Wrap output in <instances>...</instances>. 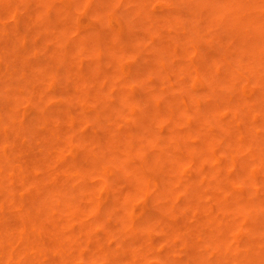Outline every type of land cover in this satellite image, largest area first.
Wrapping results in <instances>:
<instances>
[{"label": "rangeland", "instance_id": "rangeland-1", "mask_svg": "<svg viewBox=\"0 0 264 264\" xmlns=\"http://www.w3.org/2000/svg\"><path fill=\"white\" fill-rule=\"evenodd\" d=\"M236 1L0 0V114H13L0 130L25 121L18 147L1 143L21 166L0 185V224L21 218L14 193H42L36 204L56 209L43 218L45 255L15 246L11 264H124L113 256L121 249L145 251L146 264H264V0ZM95 25L109 32L96 56ZM62 38L69 55L59 60ZM156 100L175 116L153 118ZM40 101L60 117L70 157L88 168L100 158L106 179L73 165L41 179L36 160L54 143ZM132 102L145 118L127 122ZM199 132L215 140L203 152ZM243 162L256 179H240ZM128 217L154 225L149 240Z\"/></svg>", "mask_w": 264, "mask_h": 264}, {"label": "bare ground", "instance_id": "bare-ground-1", "mask_svg": "<svg viewBox=\"0 0 264 264\" xmlns=\"http://www.w3.org/2000/svg\"><path fill=\"white\" fill-rule=\"evenodd\" d=\"M4 1H6V3H8L11 1L13 2L14 0H4ZM238 1L241 5L242 4L240 2L241 0H237L236 2H238ZM245 2L246 1H244L243 3H245ZM232 6L233 7L235 6L234 3L232 4ZM102 27L100 28V26L97 27L95 25L94 30H92V33H90V35H89L93 39V41H91L92 42L91 45L93 46L91 53L95 56L97 54H99L98 48L100 47L101 38H104V37H106V35H109V32H107V29L105 30V28L104 27L102 28ZM64 39L65 38H62L61 49H58L60 51L57 50L60 53V54H58L59 60H64L69 55V48L68 47H70V45L67 46L69 43H66L67 41ZM65 43H66V45H65ZM87 43L89 44V42H87ZM91 45H90V47H91ZM38 68L40 70L42 69V67H38ZM43 68H44L43 73H47L48 67L43 66ZM83 69H84V67L82 68V66H80L79 67V73H83L84 72ZM38 80H41V77H38ZM38 83L42 84L43 82L41 83V81H39ZM116 92H117V90H114L111 92V94H116ZM124 93H125V91L121 92V95H124ZM159 102H160L159 100L155 101V103L158 107V110L155 111V116H153V118L159 119L162 122L164 120L170 119L173 116H175V114H171V115L163 114L160 111L161 109H160V103ZM251 105L257 106V103L254 105L251 103ZM38 107L41 110L40 118L47 125L46 126V129L48 130L47 136H48V138L52 139L53 143H54L52 146H50V147L48 146L46 156H44L40 159L37 157L39 160L38 161L36 160V162L38 164V165H36V168L38 167V169L42 168L45 170V176H44V178H41V179H53V181L56 182L57 179H61L60 172L63 170H66L68 168H72V165L80 171V174H83L85 176H91V177L99 176L100 179H106L105 175H106L107 170H105L102 166H100V164L102 162L100 158L98 159V157H96V163L93 165L92 168H88L82 164L81 158H78V157L71 158L70 157V153H69L68 149H69V146H70L72 140L70 137L63 139L64 136H62V135H63L64 130L62 128V122L60 121V117H58L57 114H56V117H58V118L48 114L49 112H51V106H49L48 104H46L44 102L40 101ZM58 108H62V109H60V111H62L64 114H66L70 117L73 116L68 111V109H65L63 107H58ZM176 113L178 114L179 112H176ZM182 114L183 113L181 111L180 115L178 114L177 117H179V116L182 117L181 116ZM7 115H9V114L6 112L3 116H7ZM12 115L13 114H10L9 116H12ZM144 115H146V114H144ZM144 115L138 109V105L135 106V104L132 102L131 103L130 117H129L130 119L127 120V122H129L130 120L131 121L132 120H142L143 117L144 118L146 117ZM3 116H2V114H0V127H2L4 125ZM14 116L16 118H19L18 114H14ZM110 116H112V115H110ZM70 117H67V119H69ZM186 117L190 121L196 120L195 118L193 119V117H189V116H186ZM24 124H25V121L20 120V126L14 128L10 133H3L0 130V185H1L3 180L11 179L10 174H9V172L11 170L21 166V165L15 164V160H16L17 156L14 155L12 152H8L1 143L2 142H12L14 147H18V141H16L14 135L16 133L22 132L21 129H23ZM235 124H237V121ZM238 124H239V122H238ZM124 132L125 131L122 128H119L117 130L118 136L122 135ZM199 134H200V132L198 133V136H199ZM199 139H200V141H203L204 145H205V147L201 148L202 152L205 151V148L209 147V145L213 146L214 142H215V140L207 134L202 138L199 136ZM3 140H6V141H3ZM119 149H120V147H119ZM117 150L118 149L116 147L114 149V151L117 152ZM28 152H30V151H28ZM241 164L243 166L242 167L243 170H242V175L240 173V175L242 176V178H240V179H252V177L254 179H256L254 176H252V177L250 176V172H249L247 164L245 162L240 163V165ZM237 165L238 164L233 163L232 167L236 168ZM57 166H58V168H57ZM135 172L138 175L139 179H146V177L148 176V173H147L146 169L144 168L143 163H141V165L135 169ZM19 179H24V178L21 177ZM27 179H32V178L28 177ZM34 179H39V178H34ZM226 179H230V178H226ZM51 194H50V196L48 194L47 198H50L52 200V198L55 195L53 196V192ZM4 195L1 194V196H4ZM41 196H42V193H34V194L29 195V196L19 194V193L12 194V199L14 201L12 206L19 213H21V218L12 227H7V226L0 224V264H11L14 257L11 255V253L9 254L8 252H9V249H13L15 246L18 247V246L23 245L26 249V252L33 251V253L40 255V256H43V254L47 251L46 247H47L48 241L42 239V237L40 236L41 232L46 231L48 229V225L43 221V218L44 217H47V218L54 217L56 214V209H54L53 207H50V206H39V205H37L36 202L39 199V197H41ZM27 201H29L28 206H26V203H24ZM88 203L94 207L98 205L96 199L94 197H92L91 195L88 196ZM154 213H156V212H154ZM0 217H2L1 214H0ZM125 220L127 222V225L129 226V228L135 229V230L138 229V231L140 230L142 232V234L144 235V238H146L147 240L150 239V234L154 230L153 224H150V223L136 224V223H133V221L129 217ZM59 222H61V221H59ZM216 222H217L216 223L217 227L221 229L223 226L222 223L218 222L217 220H216ZM177 223H178V221H175V222L171 223L170 226H176ZM7 231H10V232L12 231L13 233L11 232V234L13 235V237L8 242H5L1 236ZM54 231L56 234H65L64 230L62 231L60 229L59 224H56ZM150 244H154V243L150 242ZM51 246H53V248L57 249V250H64V245L62 243H59V242H55ZM1 252H3V253H1ZM145 254H146V252L145 251L142 252L141 250L136 251V253H134V254H128V252L126 253L125 250L121 249L120 251H116L115 253H113V256H115V258L120 259L122 262H124V264H129L130 262H134L135 264H146V262L144 261ZM161 261H162V258H161ZM32 264H37V260H35L34 263H32Z\"/></svg>", "mask_w": 264, "mask_h": 264}]
</instances>
